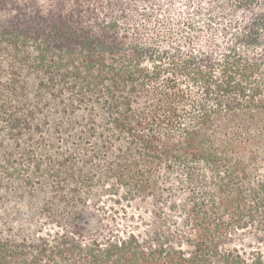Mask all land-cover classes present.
I'll list each match as a JSON object with an SVG mask.
<instances>
[{"label":"trees","instance_id":"16d2710c","mask_svg":"<svg viewBox=\"0 0 264 264\" xmlns=\"http://www.w3.org/2000/svg\"><path fill=\"white\" fill-rule=\"evenodd\" d=\"M263 170L264 0H0V264H264ZM104 197L159 223L88 241Z\"/></svg>","mask_w":264,"mask_h":264},{"label":"rangeland","instance_id":"374dc122","mask_svg":"<svg viewBox=\"0 0 264 264\" xmlns=\"http://www.w3.org/2000/svg\"><path fill=\"white\" fill-rule=\"evenodd\" d=\"M264 171V170H263ZM120 197H104L101 204L90 201L85 209L86 222L83 224L86 240L101 239L109 234L125 237L135 234L141 238L153 230L159 223L156 217L158 206L149 199H136L131 202H115ZM97 204L99 208L97 207ZM33 232L39 235L59 232L60 229L50 224L36 223ZM236 249L246 257L261 254L264 257V236L252 230L239 231L227 246Z\"/></svg>","mask_w":264,"mask_h":264}]
</instances>
